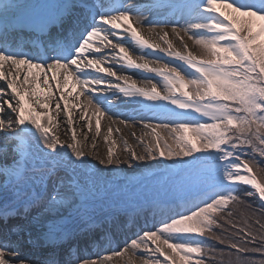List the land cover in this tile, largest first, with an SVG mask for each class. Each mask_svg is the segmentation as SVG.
I'll return each mask as SVG.
<instances>
[{"label": "snow or ice", "instance_id": "6c2138e0", "mask_svg": "<svg viewBox=\"0 0 264 264\" xmlns=\"http://www.w3.org/2000/svg\"><path fill=\"white\" fill-rule=\"evenodd\" d=\"M20 7L0 0L5 32ZM72 7L62 6L40 31L62 23ZM80 7L67 35L42 50L0 39V174L10 178L17 197L15 204L0 206V264H58L55 249L67 236L62 210L91 222L86 193L100 181L136 183V177L121 179L125 166L142 169L141 178L164 169L175 179L170 194L135 204L152 213V226L122 247L95 257L70 256L66 264H113L128 253L139 254L142 264H264V208L233 219L234 206L251 209L241 185L264 205V0H91ZM145 25L157 40L145 35ZM128 44L142 55H133ZM117 69L152 74L158 82L138 84ZM120 97L150 114L140 122L150 131L136 137L143 151L129 147L122 135L124 148L116 151L112 134L121 130L111 126L113 120L103 136L109 146L98 154L101 118ZM73 110L86 128L79 135ZM62 134H70V142ZM114 204L135 211L133 204ZM30 208L38 214L26 225L4 222L21 209L26 217ZM34 229L53 255L23 253L25 244L34 243Z\"/></svg>", "mask_w": 264, "mask_h": 264}, {"label": "bare ground", "instance_id": "6f19581e", "mask_svg": "<svg viewBox=\"0 0 264 264\" xmlns=\"http://www.w3.org/2000/svg\"><path fill=\"white\" fill-rule=\"evenodd\" d=\"M11 2L17 3L21 5V7L16 10V15H22L26 12H28L30 9H34L37 5L42 6H48V2H51L52 5L58 8H62L64 5H74L70 9V12L66 13L64 16L63 21L68 22L69 28L72 27L73 22L77 18V16L81 13L82 9L80 5L84 2H91V0H11ZM127 2V0H125ZM134 3H146L147 0H132ZM170 31V29H169ZM145 35L151 38L152 40H157V37L154 35H151L147 33V26L145 25ZM183 35V33L181 34ZM186 36L184 37V40L186 41ZM169 39L172 41L174 47L179 49V45L181 44V40L179 37H176L174 35L169 36ZM131 51L132 54L135 56L142 55V53L139 52L138 49L135 48L134 45L128 44L127 45ZM149 59H154L153 57H149ZM118 71H123L124 74L132 76L138 84H142L147 79L156 78L152 74H143L140 72L128 70V69H117ZM153 80V79H152ZM156 81V80H155ZM82 102L86 103V97L81 98ZM74 111L75 116V127L77 129L78 135L81 133V130L84 129L86 131L84 122H81L78 118L79 113H77L76 110ZM89 115H91V111L89 112ZM150 114H146L143 110H141L140 105L136 104L134 102L125 101L123 97H120L119 100L116 103V106L113 108V110L104 117L101 118V134L99 137H97L95 143L97 144V153L98 154H104L106 152V146L102 144V138L104 134L106 133V127L109 125L111 121H115L111 123V126L115 129L116 127L120 128V133H116L115 131L112 134V139H116L117 141L120 138V134L127 135L128 131L134 128H139L141 126V121L146 120L147 116ZM93 119V125L95 122V117H92ZM123 120H129V125L125 126L123 123H120ZM137 125V126H136ZM61 133L64 132V129H60ZM89 137L95 135L94 127L93 131L90 133H87ZM69 135H61V140L69 141ZM93 141L89 139V150H91V145ZM11 158V153L9 152V160ZM126 175L127 178L131 176L130 173L123 174ZM9 183H12L10 178L4 176L3 174H0V194L3 192H6V187L9 185ZM1 198V197H0ZM78 199H82L83 197H77ZM4 203L0 202V206H3ZM132 208L135 209L133 211L131 208L127 212H122L121 216L124 219H118L116 221H112V219H117L119 216V212H114L115 216H105L100 215V219L102 218L103 223L100 224L101 220L97 224L95 221L91 224L87 222H83L81 224V216H77L76 212L73 209H65L62 210L64 212L63 216L65 217V227L67 229V236L65 239L59 244V246L55 249V259L58 261V264H66L67 260L70 256L80 257V258H89V257H95L97 255H103L106 251L110 252L113 249L120 247L123 242L129 238L128 236L130 233H136V230H138L140 227H142L146 222L144 221V218L151 217L152 213L150 211H147V208L144 207L141 211L137 209L136 206H132ZM137 209V210H136ZM38 210L36 208H30L27 212V216L25 217L24 211H20L19 215H16L15 213L10 214L5 219V223H7L9 226H15L21 223L27 224L28 220H31L32 217L36 216L34 212H37ZM112 211V210H111ZM145 211V212H144ZM139 213V214H137ZM139 216V217H137ZM111 218L110 224L106 222V218ZM68 224V225H67ZM2 230V228H0ZM38 230L33 231V240L34 243L31 244L32 247H29L31 252L28 254L26 250L28 249L23 248V253L32 255L35 254V257L42 258L45 255H53L52 252L48 249L46 245L43 244L42 241L36 240V234ZM122 232H124L122 234ZM129 233V234H128ZM124 235V237H123ZM134 236V235H132ZM131 236V237H132ZM16 238L15 236L13 239ZM104 241V243H101ZM82 243H87L88 245L93 246L92 251L83 252L78 247ZM86 245V244H85ZM46 246V247H44ZM81 247H84L81 246Z\"/></svg>", "mask_w": 264, "mask_h": 264}, {"label": "rangeland", "instance_id": "374dc122", "mask_svg": "<svg viewBox=\"0 0 264 264\" xmlns=\"http://www.w3.org/2000/svg\"><path fill=\"white\" fill-rule=\"evenodd\" d=\"M186 41L194 53H196L197 55L202 54V50L200 48L194 46L192 41L187 40V38H186ZM179 49H182V43L179 45ZM167 60H168V58L165 57L164 62H167ZM151 79H153V82H158L157 77L151 78ZM153 123H159V121H153ZM145 131H150V130L144 129L142 126H139V128H134V129H131L130 131H128L127 135L120 134L119 135L120 138H118L119 140L118 141L116 140L117 145H118V147L116 148V151L121 152V150L124 148V145L121 143V135L123 136L124 139H126L128 141L129 147L135 149L137 152L143 151V148L141 146H139V142L137 141L136 137L141 136L143 134V132H145ZM157 131L161 133L163 138H168L167 133L164 132L163 129H157ZM133 132H135L136 136L132 135ZM101 142H103L102 144H104L106 146V149H107L109 144L106 143L103 138H102ZM168 142L173 143L171 138H168ZM158 172L160 173V175H158V176H155L152 178H141L139 176H141V174H142V169H140V168L128 169L125 166L124 171L121 173V179L127 178L126 175H123V174L130 173L131 174L130 177H136V181H137L136 183H123V184H121V183H109V184H106L103 181L98 182L97 187H94L93 189H91L89 192L86 193V197H87V200L89 202L88 206L90 208L89 212H90V215L93 217L92 221L93 222L95 221L98 224L99 221L101 220L100 224H102L103 219L102 218L100 219V215L106 214L105 216L111 217L113 215L115 216V214H113V213L116 211L119 212L120 214L117 217V219H114V220L112 219V221L117 222L118 219H124L120 216L122 215L121 214L122 212H125V211H123V208L125 206L124 205H116L114 203L133 204V206H136L137 209H139V211H141L142 210L141 207L139 205H135V204L142 203V202L146 201L147 199H150L152 196H154L156 194H160V195L170 194L169 189L174 184L175 179L173 177H169L166 174L164 169H158ZM22 187L27 189V188H30L31 185L30 184L23 185ZM247 189L250 190V187L246 186V185H241V187L239 189L241 197L245 201L248 198V196L245 195V193L247 192ZM15 192H16V189L13 188L12 183H9V185L6 187V192H3L2 194H0V197H1L0 202H3L4 204H15L16 200H17ZM21 196H23V192H21ZM244 207H246V206L245 205H237V206L233 207V212L234 213L237 212L236 218L239 220L243 219L248 214V212L244 210ZM34 214L37 215L38 211L34 212ZM62 214H64V212H62ZM137 217H139V216H137ZM103 218H106V217H103ZM106 219H108V218H106ZM139 219H140V217H139ZM80 221H81V224L83 222H87L89 224L92 223V221L88 222L87 216H81ZM110 221H111V218L106 220V222H108L109 224H110ZM144 221L146 222V224H144L142 227H140L138 230H136V233L140 232L141 230H147L149 227H151L153 224V217L152 216L146 217V218H144ZM19 225H26V224L21 223ZM10 227H12V226H10ZM225 227H228V226L225 225ZM123 233L124 232H122V234ZM136 233H134V232L130 233V235L128 237H131L132 235H134ZM123 237H124V235H123ZM14 239H16V238H14ZM101 243H104V241H102ZM210 243H212L216 248H223V245H220V244L216 243L215 241H210ZM85 244L82 243L80 246L84 245V247H78V248L79 249L82 248V250L83 249L85 250V248H88V250H93V246L88 245L87 243H85ZM25 246L26 247L27 246L32 247L31 245H27V244L24 245V248H26ZM122 246H123V244H121L120 247H122ZM29 247H27L28 249L26 248L27 249L26 252L28 254L31 252ZM46 256H49V255H45L44 257H46ZM216 258H217V260L220 259L218 257H216ZM126 260H130L131 264H142V261L139 259V254L136 256H132L131 253H128L123 259H120V260H116L114 258L113 264H124V262Z\"/></svg>", "mask_w": 264, "mask_h": 264}, {"label": "trees", "instance_id": "16d2710c", "mask_svg": "<svg viewBox=\"0 0 264 264\" xmlns=\"http://www.w3.org/2000/svg\"><path fill=\"white\" fill-rule=\"evenodd\" d=\"M249 189H247V191H248ZM246 203L247 204H250L251 205V209H248L247 207H244V210L245 211H247L248 213L252 210V209H254L255 210V212L257 213V214H260L261 213V209L262 208H264V205H262L261 203H260V201L255 197V196H253V197H248L247 198V200H246ZM237 213V212H236ZM236 213H235V216L233 217V219L235 220V221H237V222H239V221H241L242 219H237L236 218ZM238 216V215H237ZM225 246L223 245V248H224ZM218 258H220V257H218ZM224 260H227L228 259V257L225 255L224 257ZM257 259H260V257L257 255V257H256ZM221 259V258H220Z\"/></svg>", "mask_w": 264, "mask_h": 264}]
</instances>
